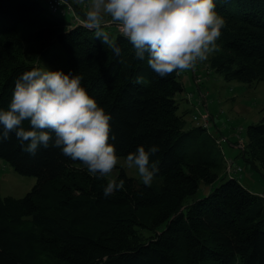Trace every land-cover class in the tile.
<instances>
[{
  "label": "trees",
  "instance_id": "obj_1",
  "mask_svg": "<svg viewBox=\"0 0 264 264\" xmlns=\"http://www.w3.org/2000/svg\"><path fill=\"white\" fill-rule=\"evenodd\" d=\"M215 2L226 23L208 67L225 80L264 82V0ZM108 32L119 58L93 30L48 13L40 0H0V107H8L15 79L45 55L52 70L79 75L111 113L118 156L138 145L159 149L150 157L159 167L152 186L120 168L124 189L105 197L108 178L59 149L29 154L14 133L0 141V158L36 177L24 196L0 195V264H264V192L229 173L217 137L185 119L190 109L178 112L180 71L160 77L118 31ZM246 137L241 153L264 168V115Z\"/></svg>",
  "mask_w": 264,
  "mask_h": 264
},
{
  "label": "clouds",
  "instance_id": "obj_2",
  "mask_svg": "<svg viewBox=\"0 0 264 264\" xmlns=\"http://www.w3.org/2000/svg\"><path fill=\"white\" fill-rule=\"evenodd\" d=\"M109 22L131 44L134 57L146 60L160 77L208 60L226 23L215 0H89L83 24L117 58L121 48L105 30ZM135 82L144 78L137 76ZM111 119V113L82 86L79 75L32 67L15 79L8 107H0V141L14 133L29 154L41 147L59 149L82 162L90 175L107 177L103 196L110 197L125 185L124 179L112 175L121 157L110 143ZM158 150L156 145L147 149L138 145L123 158L144 186H152L159 172L158 161H150Z\"/></svg>",
  "mask_w": 264,
  "mask_h": 264
},
{
  "label": "rangeland",
  "instance_id": "obj_3",
  "mask_svg": "<svg viewBox=\"0 0 264 264\" xmlns=\"http://www.w3.org/2000/svg\"><path fill=\"white\" fill-rule=\"evenodd\" d=\"M60 5L62 11L57 14L67 20H74L77 24H83L85 13L88 9L89 0H64ZM48 13L53 11L45 5ZM66 12V13H65ZM68 12L70 14H68ZM107 19V18H106ZM105 30L118 31L116 25L107 23ZM119 32V31H118ZM33 43L24 45L25 51L34 55ZM37 67L53 69V63L47 56L39 54ZM197 73L202 76L199 83H195L191 69L180 70V79L184 90L180 97L184 98L187 93L191 94L190 101L183 99L179 103L178 112L190 109L185 116L187 122L191 121L193 113L208 111L211 114L207 128L218 139L222 138L221 146L225 155L232 161L233 166H239L240 172L235 174L251 191L264 192V168L258 163L252 164L241 152L247 143L246 128L249 124L258 122L264 115V82L244 83L236 80H225L221 75L213 72L206 61L198 63ZM196 106V107H195ZM240 138V145L232 144ZM116 166L112 175L117 176V171L123 168L128 176L139 179L135 168H129L123 162ZM36 183L35 176L22 175L16 172L10 164L0 158V195L1 196H24ZM202 188L197 195L202 194Z\"/></svg>",
  "mask_w": 264,
  "mask_h": 264
},
{
  "label": "built area",
  "instance_id": "obj_4",
  "mask_svg": "<svg viewBox=\"0 0 264 264\" xmlns=\"http://www.w3.org/2000/svg\"><path fill=\"white\" fill-rule=\"evenodd\" d=\"M42 1L45 3V5L47 7H49L53 11L52 13H57L58 11H62V8L60 7V5H62L64 3L63 2L64 0H42ZM116 28L118 30V27L117 26H116ZM198 63L199 62H197L195 68L192 69L193 74H194V79H195V82L196 83H199L202 80V76L197 73ZM190 97H191V94L190 93H187L185 95V99L187 101H190ZM191 118H192V121L196 125H200V126L202 125L203 127L208 128L209 123H210L211 114L208 111H203V112L200 111L198 113H193L191 115ZM236 141H237L236 142L237 143V146L240 145L241 141H240V138L238 136H237V140ZM221 142H222V138H219V139L217 138L216 139L217 145L220 147L221 150H223L222 149V146H221ZM228 159L226 157V163H227L226 165H227V170L229 171V173H237V172H240L241 171V168L239 166H233L232 161L231 160H228ZM260 196L264 197V193H261Z\"/></svg>",
  "mask_w": 264,
  "mask_h": 264
},
{
  "label": "crops",
  "instance_id": "obj_5",
  "mask_svg": "<svg viewBox=\"0 0 264 264\" xmlns=\"http://www.w3.org/2000/svg\"><path fill=\"white\" fill-rule=\"evenodd\" d=\"M191 71H192V69H191ZM192 75H193V79H194V74H193V71H192ZM194 81H195V79H194ZM196 83V82H195ZM197 84V83H196ZM196 107V106H195Z\"/></svg>",
  "mask_w": 264,
  "mask_h": 264
}]
</instances>
